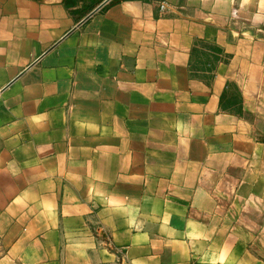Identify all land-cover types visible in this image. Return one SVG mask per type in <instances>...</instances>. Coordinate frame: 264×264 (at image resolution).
Segmentation results:
<instances>
[{"label": "crops", "instance_id": "1", "mask_svg": "<svg viewBox=\"0 0 264 264\" xmlns=\"http://www.w3.org/2000/svg\"><path fill=\"white\" fill-rule=\"evenodd\" d=\"M0 264H264V0H0Z\"/></svg>", "mask_w": 264, "mask_h": 264}]
</instances>
